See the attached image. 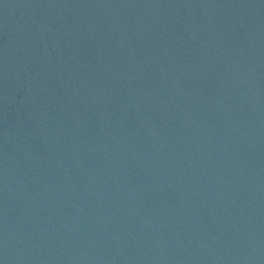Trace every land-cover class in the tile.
<instances>
[{
  "label": "water",
  "instance_id": "95a60500",
  "mask_svg": "<svg viewBox=\"0 0 264 264\" xmlns=\"http://www.w3.org/2000/svg\"><path fill=\"white\" fill-rule=\"evenodd\" d=\"M0 264H264V0H0Z\"/></svg>",
  "mask_w": 264,
  "mask_h": 264
}]
</instances>
